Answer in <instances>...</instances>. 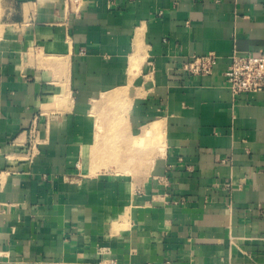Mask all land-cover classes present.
<instances>
[{
	"label": "crops",
	"instance_id": "0c3cea01",
	"mask_svg": "<svg viewBox=\"0 0 264 264\" xmlns=\"http://www.w3.org/2000/svg\"><path fill=\"white\" fill-rule=\"evenodd\" d=\"M234 52L264 56V0H0V264H264Z\"/></svg>",
	"mask_w": 264,
	"mask_h": 264
},
{
	"label": "built area",
	"instance_id": "2783aa9c",
	"mask_svg": "<svg viewBox=\"0 0 264 264\" xmlns=\"http://www.w3.org/2000/svg\"><path fill=\"white\" fill-rule=\"evenodd\" d=\"M218 60V55L213 52L193 56L184 64L183 69L195 76L212 75L218 64ZM223 75L234 97L241 94L263 92L264 56L234 52L230 57L229 65ZM162 264L171 263L165 262Z\"/></svg>",
	"mask_w": 264,
	"mask_h": 264
},
{
	"label": "bare ground",
	"instance_id": "6f19581e",
	"mask_svg": "<svg viewBox=\"0 0 264 264\" xmlns=\"http://www.w3.org/2000/svg\"><path fill=\"white\" fill-rule=\"evenodd\" d=\"M96 151V150H95Z\"/></svg>",
	"mask_w": 264,
	"mask_h": 264
}]
</instances>
